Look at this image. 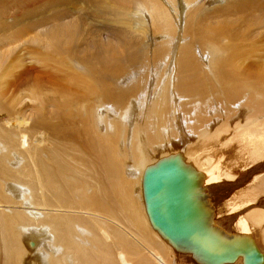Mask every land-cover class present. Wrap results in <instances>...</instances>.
<instances>
[{"label":"bare ground","instance_id":"6f19581e","mask_svg":"<svg viewBox=\"0 0 264 264\" xmlns=\"http://www.w3.org/2000/svg\"><path fill=\"white\" fill-rule=\"evenodd\" d=\"M43 3L0 0V264H264V0Z\"/></svg>","mask_w":264,"mask_h":264},{"label":"rangeland","instance_id":"374dc122","mask_svg":"<svg viewBox=\"0 0 264 264\" xmlns=\"http://www.w3.org/2000/svg\"><path fill=\"white\" fill-rule=\"evenodd\" d=\"M46 1L47 0H32V2H31V0H27V2L30 3L28 7H33L35 5L45 4L43 2H46ZM32 3H34V4H32ZM82 4H83V7L86 6L87 8L85 7L86 9H83V7L81 6ZM87 4L83 3L81 1L80 5H79L81 7L80 8L81 11H77V12H75L73 14L74 15L73 17H75L77 14H79V15H77L78 17L75 19V21L81 23V29L79 31L80 35L78 36V39H80V40H79L78 43L82 44V43L85 42V43H89L90 44L92 42V39L95 38V36H97L98 33H100V35H101L100 37H101V41L102 42L112 41V43H115V41L112 40L109 37V35L107 34L106 29H104V27H101L102 26L101 24L104 23L103 19L100 18V17L96 18V17L92 16L91 6H89L90 5L89 3H87ZM67 8L61 7V8H56L54 10H47L46 12H42L38 16L33 17L32 20H36L38 18H43V17H48V16L52 15L56 10L67 9ZM29 9H31V8H29ZM69 19L70 20L72 19L71 14L68 15L67 17H65V19H64L65 23H68L70 21ZM7 20L9 21V18H7ZM105 21H107V20H105ZM44 28H46V26L43 27V28H39L37 30H34L33 32H30V33H28V35H25L24 38H22L21 40L17 41L16 43H14L15 42L14 41V42H12V45L9 44V45H6V46H2V48L3 49H8V50H13L15 48V50L13 52L16 51L17 54L21 53V52L23 54H25V52L27 51L25 49H28V48H29L30 52H31L32 49H33L32 52H34L35 50H38V46H37L38 44H37L36 41L34 42L35 37L36 36L42 37L41 33L45 30ZM1 33L3 34L4 31L0 30V34ZM28 41H30V42H28ZM34 43H36L37 45H34ZM83 47H84V45L81 46V48H83ZM30 52L27 51V53H30ZM262 56H263L262 58L264 59V54ZM252 58H253V60L254 59H261V56L258 55V54H254V56ZM27 60L29 61V58L26 59V62H27ZM30 61H31V59H30ZM32 63H33V65H37V64L40 65V63H38L36 60H34V62L32 60ZM35 63H37V64H35ZM57 77H60V76L57 75ZM24 85H26V86H24ZM24 85L19 87L20 89L18 88V91L17 90L15 91L17 93V95L14 92V94H15L14 97H13L14 94L12 92H10V95H12V96H9L10 100L7 99V104L11 105L12 109H14L15 112H17V111L19 112L22 121H23V118L25 120H29L30 121V119H31V117H30L31 115L30 114L33 112V109L35 107H37V106H33V105H34V103H35V105L38 104L37 103L38 101L36 99H31V98L36 97V95H37V93H35V91H34V90H36V87L33 88V86L30 84V82L27 83V84H24ZM23 87H26V88L23 89ZM51 90H49V88H45V87L42 86V89H40L38 92L47 93V94L49 93V95H50L51 94V92H50ZM32 94H34L35 96L29 97V95L32 96ZM52 95H56V93L54 92V93H52Z\"/></svg>","mask_w":264,"mask_h":264},{"label":"water","instance_id":"95a60500","mask_svg":"<svg viewBox=\"0 0 264 264\" xmlns=\"http://www.w3.org/2000/svg\"><path fill=\"white\" fill-rule=\"evenodd\" d=\"M260 258V253L259 251H253L251 253L248 254V262L250 263H254L256 260H258Z\"/></svg>","mask_w":264,"mask_h":264}]
</instances>
